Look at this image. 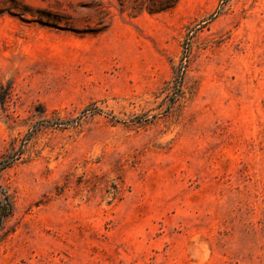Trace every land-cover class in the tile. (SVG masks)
Wrapping results in <instances>:
<instances>
[{"label":"rangeland","instance_id":"374dc122","mask_svg":"<svg viewBox=\"0 0 264 264\" xmlns=\"http://www.w3.org/2000/svg\"><path fill=\"white\" fill-rule=\"evenodd\" d=\"M133 5L0 0V264H264V0Z\"/></svg>","mask_w":264,"mask_h":264},{"label":"trees","instance_id":"16d2710c","mask_svg":"<svg viewBox=\"0 0 264 264\" xmlns=\"http://www.w3.org/2000/svg\"><path fill=\"white\" fill-rule=\"evenodd\" d=\"M179 0H133L134 5L131 7L133 15L143 11L149 14H158L173 8ZM122 1L120 5L122 6ZM16 155H12L0 162V171L11 166ZM13 205L7 192L0 188V231L3 228L5 220L12 214Z\"/></svg>","mask_w":264,"mask_h":264}]
</instances>
